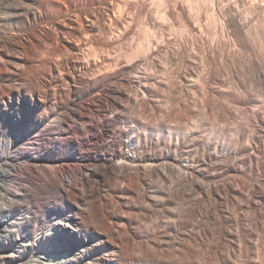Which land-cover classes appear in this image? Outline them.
I'll list each match as a JSON object with an SVG mask.
<instances>
[{"label": "bare ground", "instance_id": "bare-ground-1", "mask_svg": "<svg viewBox=\"0 0 264 264\" xmlns=\"http://www.w3.org/2000/svg\"><path fill=\"white\" fill-rule=\"evenodd\" d=\"M261 133L264 0H0V264H264Z\"/></svg>", "mask_w": 264, "mask_h": 264}, {"label": "rangeland", "instance_id": "rangeland-1", "mask_svg": "<svg viewBox=\"0 0 264 264\" xmlns=\"http://www.w3.org/2000/svg\"><path fill=\"white\" fill-rule=\"evenodd\" d=\"M85 102H86L87 104H86ZM85 102H84V103H85V107H86V109H87V110H90V105L88 104L87 101H85ZM124 116H125V115H123V114L121 115V114H120V117L122 118V124H121V126H120V125H117V126L115 127V129H118V128L120 129V128L122 127L123 123H126V122H127V121H126L127 119H125L126 122L124 121V118H125ZM123 117H124V118H123ZM122 128H123V127H122ZM261 134L264 136V133H261ZM262 135H261V136H262Z\"/></svg>", "mask_w": 264, "mask_h": 264}]
</instances>
